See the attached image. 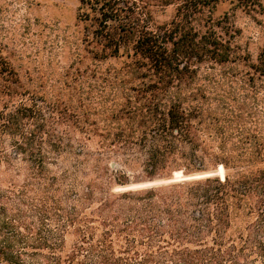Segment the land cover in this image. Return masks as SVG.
<instances>
[{
  "label": "trees",
  "instance_id": "obj_1",
  "mask_svg": "<svg viewBox=\"0 0 264 264\" xmlns=\"http://www.w3.org/2000/svg\"><path fill=\"white\" fill-rule=\"evenodd\" d=\"M180 1L157 24L80 0L69 63L0 57V163L38 215L2 210L0 264H264V40L252 54L207 18L223 0ZM134 166L168 183L117 189Z\"/></svg>",
  "mask_w": 264,
  "mask_h": 264
},
{
  "label": "rangeland",
  "instance_id": "obj_2",
  "mask_svg": "<svg viewBox=\"0 0 264 264\" xmlns=\"http://www.w3.org/2000/svg\"><path fill=\"white\" fill-rule=\"evenodd\" d=\"M124 1L129 4L135 2L142 11L149 12L151 19L157 24L168 23L181 2L180 0ZM79 4L80 0H0V57L8 59L20 73L26 70H38L41 63L49 72L51 68L48 62L51 59L54 62L58 60L59 68L69 63L74 50V35L78 30L75 17ZM254 8L256 9L248 11L247 7H242L237 1L223 0L206 16L210 20L223 18L228 26L238 29L239 43L254 54L264 40V12L261 11V7ZM203 20L205 19H198L196 23ZM52 68L58 70L54 65ZM2 147L10 150L9 142L5 140ZM122 170L129 174L131 185L137 183V180L132 178L140 172V167H124ZM24 176L23 169L10 168L5 163H0V214L3 210L8 216L19 214L22 220L36 222L37 204L27 199L18 200L11 194L13 190H20ZM156 182L168 183L165 180Z\"/></svg>",
  "mask_w": 264,
  "mask_h": 264
},
{
  "label": "bare ground",
  "instance_id": "obj_3",
  "mask_svg": "<svg viewBox=\"0 0 264 264\" xmlns=\"http://www.w3.org/2000/svg\"><path fill=\"white\" fill-rule=\"evenodd\" d=\"M223 173V172H222ZM222 173H219L220 175H222ZM175 177L176 178H174L175 180H177V179H179L180 177H181V174L180 173H175ZM146 184H144V183H139V184H134V185H130V186H128V187H125V188H122V189H127V188H142L143 186H147V183L148 182H145Z\"/></svg>",
  "mask_w": 264,
  "mask_h": 264
},
{
  "label": "water",
  "instance_id": "obj_4",
  "mask_svg": "<svg viewBox=\"0 0 264 264\" xmlns=\"http://www.w3.org/2000/svg\"><path fill=\"white\" fill-rule=\"evenodd\" d=\"M110 167L111 168H118L119 167V165L116 163V162H112L111 164H110ZM160 183H165V182H148L147 183V186H143L142 188H146V187H151V186H154V185H158V184H160ZM144 184H146V183H144ZM130 190V189H138V188H127V190Z\"/></svg>",
  "mask_w": 264,
  "mask_h": 264
}]
</instances>
